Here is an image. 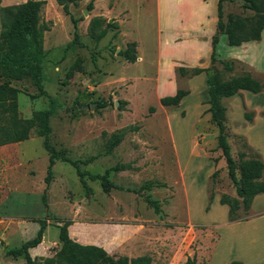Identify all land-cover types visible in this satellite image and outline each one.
<instances>
[{
  "label": "rangeland",
  "instance_id": "rangeland-1",
  "mask_svg": "<svg viewBox=\"0 0 264 264\" xmlns=\"http://www.w3.org/2000/svg\"><path fill=\"white\" fill-rule=\"evenodd\" d=\"M24 1L1 0L0 5ZM89 1L70 4V15L55 0H46L41 11L49 26L43 41L48 95L32 97L38 89L29 80L13 82L24 118L49 108L53 99L50 142L87 175L83 183L72 164L57 159L46 188L49 152L35 128L28 139L0 148V264L24 263L6 249L32 238L42 218L48 226L44 242L30 254L35 264L56 255L58 225L64 220L70 222L71 238L99 243L116 257L147 254L153 264H183L187 257L197 264H224L230 258L264 264V193L255 196L249 211L239 210L240 219L253 220L223 227L231 222L219 197L236 196V191L207 110L206 74L178 71L179 66L214 65L223 78L250 72L264 82V29L247 48L228 45L225 33H219L217 55L234 64L227 71L209 59L217 0H92L93 9L84 14ZM223 9L224 19L229 12L252 14L241 0H225ZM71 16L78 19L81 44L65 49L75 31ZM95 17L102 19L101 27L116 23L98 41L89 35ZM131 41L137 43L135 62L120 54ZM179 88L189 93L178 106L161 105V97ZM223 103L232 156L238 162V152H249L248 145L264 161V91H244ZM246 111L254 112L251 121ZM121 131L122 140L108 151ZM121 164L129 167L115 169ZM105 172L114 184L107 190L88 175ZM146 199L158 202L159 209Z\"/></svg>",
  "mask_w": 264,
  "mask_h": 264
},
{
  "label": "trees",
  "instance_id": "trees-1",
  "mask_svg": "<svg viewBox=\"0 0 264 264\" xmlns=\"http://www.w3.org/2000/svg\"><path fill=\"white\" fill-rule=\"evenodd\" d=\"M61 6L65 14L70 15L69 5L76 4L79 0H55ZM205 1V0H204ZM225 0H217L216 5V28L217 32L211 37L210 62L215 64L221 62L223 68L232 71L234 64L232 60L220 59L217 55L216 46L219 41V33H225L227 43L230 46H239L249 41H259L264 29V0H241L242 7L252 14L227 13L224 19L223 3ZM1 2V0H0ZM46 0H25L17 4L0 5V146L20 142L30 137L32 129H36L39 136L43 137V144L49 152V164L47 174L44 178L46 188L52 177V166L55 160L69 162L76 169L80 180L84 183L83 177L87 175L79 169L78 161L70 159L57 151L51 144L49 135L51 133L50 117L54 112L53 99L47 109L34 110L30 117L24 118L20 115L18 107V93L20 89L13 82L29 80L38 89L36 95H48L44 89V65L46 50L44 49V31L49 29L46 22L41 19V11ZM87 10L93 9V1L90 0L86 6ZM75 31L71 41L65 45V49L74 44H81L77 33L78 19L71 16ZM102 19L93 18L89 23V35L96 41L103 38L109 27H115V21L101 27ZM135 41L128 42L120 54L128 61L135 62L136 53ZM138 58V57H137ZM181 76H193L205 72L207 87V104L211 121L216 125L217 146L225 160L227 174L234 184L236 196L221 194L220 204L227 205V218L229 221L240 219L239 210L249 211L254 197L264 193V161L258 151L246 145L249 152H238V162L232 156L230 144L225 132L226 106L223 99L238 95L240 91L246 90L252 93L264 91V82L253 77L250 72L240 75L223 78L219 70L202 67L179 66ZM189 93L187 89L179 88L172 95L160 98L163 106L176 107L180 101ZM99 106L104 101H97ZM253 111L244 112L246 120L251 121ZM264 117V111L261 112ZM137 130V128L135 127ZM124 131L115 134L108 144V151H111L120 143ZM127 164L115 167L117 170L126 169ZM92 179H100L102 187L107 190L114 184L108 179L107 172L103 174H88ZM216 171L212 173V177ZM214 194L209 193L208 201L213 200ZM156 210L159 209L158 202L146 199ZM42 201L47 208L46 191L42 195ZM209 209V205L206 206ZM39 227L32 238L22 242L18 247L7 248L6 253L11 257L22 256L23 264H35L29 249L41 243L43 233L47 227L46 218L37 219ZM69 220H64L58 225V239L60 248L55 256L42 258L44 264H153L152 257L147 254L135 257L110 255L102 246L95 244H82L69 236ZM183 264H197L195 258L187 257ZM229 264H242L241 261L233 260Z\"/></svg>",
  "mask_w": 264,
  "mask_h": 264
},
{
  "label": "crops",
  "instance_id": "crops-1",
  "mask_svg": "<svg viewBox=\"0 0 264 264\" xmlns=\"http://www.w3.org/2000/svg\"><path fill=\"white\" fill-rule=\"evenodd\" d=\"M204 1V0H203ZM206 1V3H207V1L208 0H205ZM204 1V2H205ZM202 2V1H201ZM204 2H202V3H204ZM15 4V3H14ZM249 42H251V41H249ZM248 42H245V43H242L241 45H242V48H247L250 44H247ZM241 45H239V46H241ZM236 59V58H235ZM244 91H246V90H242V91H240V93H243ZM249 92V91H248ZM236 96V95H235ZM233 97V96H232ZM226 99V98H225ZM224 100V99H223ZM14 143H17V142H14ZM14 143H9V144H5V145H13ZM250 145V144H249ZM3 147H6V146H4V145H1L0 146V148H3ZM263 194V193H262ZM259 195V194H258ZM257 196V195H256ZM256 199V197L253 199V201ZM219 201V200H218ZM253 201H252V203H251V205H250V208H251V206L253 207ZM258 206H260V207H263L262 205H258ZM250 210V209H249ZM262 215V214H261ZM261 215H259V216H261ZM258 217V216H257ZM251 220H253V218L252 219H238V220H235V221H230L231 222V224H229V225H224L223 227H225V226H229V227H231V226H240V225H245V224H247L248 222H250ZM38 223V222H37ZM48 226V225H47ZM69 227H68V232H69V234H70V226L71 225H68ZM47 229V227L45 228V230ZM59 230V229H58ZM44 233H45V231H44ZM43 233V239H42V241H41V243H39L37 246H35V247H32V248H30L29 249V253L31 254V255H33L32 253L33 252H35V250L37 249V247H39L43 242H44V240H45V234ZM220 233H221V238L223 239V233H224V230H223V228H221V231H220ZM70 237H72L71 236V234H70ZM72 239H74L75 241H77V242H79V243H82V244H95V245H99V246H101V244H99V243H95V242H92V241H86V240H84V239H82V238H76V237H74V238H72ZM222 239H220V240H222ZM24 242V241H23ZM220 243H221V241H220ZM218 246H219V244H218ZM218 246H217V248H218ZM104 248V247H103ZM105 249V248H104ZM106 250V249H105ZM216 252H217V250H216ZM233 260H238V261H241L242 262V264H246L241 258H238V259H233V258H230V259H228L224 264H229L231 261H233ZM209 264H210V262H209Z\"/></svg>",
  "mask_w": 264,
  "mask_h": 264
},
{
  "label": "water",
  "instance_id": "water-1",
  "mask_svg": "<svg viewBox=\"0 0 264 264\" xmlns=\"http://www.w3.org/2000/svg\"><path fill=\"white\" fill-rule=\"evenodd\" d=\"M87 11H88V10H87V9H85V10H84V14H87ZM212 69L216 70V68H215V66H214V65L212 66ZM93 105H94V104H93ZM93 105H92V107H93Z\"/></svg>",
  "mask_w": 264,
  "mask_h": 264
}]
</instances>
